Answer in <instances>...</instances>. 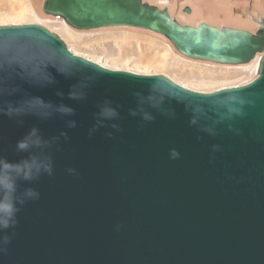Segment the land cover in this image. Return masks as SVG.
I'll use <instances>...</instances> for the list:
<instances>
[{
	"label": "water",
	"instance_id": "1",
	"mask_svg": "<svg viewBox=\"0 0 264 264\" xmlns=\"http://www.w3.org/2000/svg\"><path fill=\"white\" fill-rule=\"evenodd\" d=\"M41 10L79 32L148 31L195 62H261L249 84L198 93L106 69L40 25L0 26V158L51 165L17 181V200L39 197L0 229V264H264V16L251 32L145 0ZM33 129L40 145L17 151Z\"/></svg>",
	"mask_w": 264,
	"mask_h": 264
},
{
	"label": "rangeland",
	"instance_id": "2",
	"mask_svg": "<svg viewBox=\"0 0 264 264\" xmlns=\"http://www.w3.org/2000/svg\"><path fill=\"white\" fill-rule=\"evenodd\" d=\"M152 5H168L171 14L182 24L197 25L209 13L208 3L214 6L223 21L209 23L252 31L249 17H257L260 11L248 9L249 0H145ZM235 7L230 8L229 3ZM238 2L242 8H236ZM42 0H0V26L40 25L57 34L76 56L90 60L114 71L137 75L164 76L188 90L214 93L225 88H235L256 79L259 63L246 66H222L191 61L173 48L162 36L137 29H106L79 32L62 21L46 16L41 10ZM192 13L186 14L184 9ZM225 14L228 18L225 19ZM212 19V20H211Z\"/></svg>",
	"mask_w": 264,
	"mask_h": 264
},
{
	"label": "clouds",
	"instance_id": "3",
	"mask_svg": "<svg viewBox=\"0 0 264 264\" xmlns=\"http://www.w3.org/2000/svg\"><path fill=\"white\" fill-rule=\"evenodd\" d=\"M70 98L75 97L70 93ZM60 111L70 113L72 110L61 107ZM40 143L37 130L33 129L28 137L17 142L16 148L17 151H28L33 146H39ZM173 155L176 154L173 153ZM42 172L51 174V165L50 162L38 157H29L17 163H11L0 158V229H7L14 225L16 213L19 211L16 206L17 203L23 204L25 199L39 197V193L35 189L27 188L24 190L23 198L17 200L15 198L17 181L19 179L31 181Z\"/></svg>",
	"mask_w": 264,
	"mask_h": 264
},
{
	"label": "flooded vegetation",
	"instance_id": "4",
	"mask_svg": "<svg viewBox=\"0 0 264 264\" xmlns=\"http://www.w3.org/2000/svg\"><path fill=\"white\" fill-rule=\"evenodd\" d=\"M231 1H233V0H231ZM236 2L237 1L235 0V4H236ZM247 2H248V9L250 10V12L253 10V8H256V9H258V11H260L259 14L264 16V0H249ZM229 5H230V8L236 6V5L234 6V3L232 4V2H230ZM201 6L203 7V9L204 8H209V13H207V16H205L206 18L204 19V21L209 23V19L208 18L212 17V19H213V16H215L216 19L215 20L211 19L212 22L217 23V21H220V22L223 21L218 16V12H217V10H216V8L214 6H211L208 3H203V4H201ZM241 6L242 5L238 2V5H237L236 8H242ZM227 18H228V16H227V14H225V19H227ZM248 20H249L250 23H252V25L254 23V25L252 27V31L256 30L257 29L256 21H258V18L257 17L256 18L255 17H249ZM209 24H211V23H209ZM211 25H214V24H211ZM222 25L226 26L227 24L220 23V25H218V26H222ZM214 26H217V25H214Z\"/></svg>",
	"mask_w": 264,
	"mask_h": 264
},
{
	"label": "bare ground",
	"instance_id": "5",
	"mask_svg": "<svg viewBox=\"0 0 264 264\" xmlns=\"http://www.w3.org/2000/svg\"><path fill=\"white\" fill-rule=\"evenodd\" d=\"M260 62H261V55H257L254 59V62H252L251 64L259 63L260 65ZM241 66H246V65H241Z\"/></svg>",
	"mask_w": 264,
	"mask_h": 264
}]
</instances>
